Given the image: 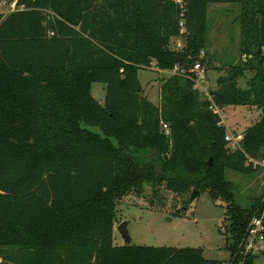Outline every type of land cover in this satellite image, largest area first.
Wrapping results in <instances>:
<instances>
[{
	"label": "trees",
	"instance_id": "1",
	"mask_svg": "<svg viewBox=\"0 0 264 264\" xmlns=\"http://www.w3.org/2000/svg\"><path fill=\"white\" fill-rule=\"evenodd\" d=\"M7 1L17 10L0 15V249L13 251L0 264H255L242 241L253 217L264 227V194L241 201L226 171L264 168V0H185L183 34L173 0ZM218 3L240 6L246 59L204 98L191 70L205 64L207 10ZM152 64L175 71L157 105L137 78ZM93 83L105 86L103 104ZM230 105L262 109L235 150L216 112ZM145 186L207 192L225 210L229 260L115 245L117 203Z\"/></svg>",
	"mask_w": 264,
	"mask_h": 264
},
{
	"label": "rangeland",
	"instance_id": "2",
	"mask_svg": "<svg viewBox=\"0 0 264 264\" xmlns=\"http://www.w3.org/2000/svg\"><path fill=\"white\" fill-rule=\"evenodd\" d=\"M11 2L0 0V15L5 18L17 10L11 8ZM240 6L238 4L218 3L208 6L206 15V45L204 69L208 75L196 83L204 98L209 91L217 89V78L225 74V69L245 61L240 55ZM185 46V37L173 38L170 48L179 50ZM264 52V48H263ZM170 74L160 73L154 64L148 69H140L138 81L143 93L153 104L159 103V86L163 78ZM253 72H246L238 82L246 88ZM91 94L100 104L104 103L105 86L101 83L91 85ZM221 124L229 137L242 136L243 132L257 122L262 115L258 107L225 106L217 109ZM254 166L257 161H253ZM249 174L226 171V178L238 188L240 200L258 197L264 194V168ZM190 193L177 195L163 188L154 193L145 186L141 194L130 193L116 205L113 242L123 245L124 240L116 227L127 223V231L132 245L173 248H201L203 257L209 260L225 261L230 258L227 239L222 230L227 224L225 210L214 203L207 192L200 193L190 201ZM13 250L0 249V261L6 262ZM255 264H264V255L258 256Z\"/></svg>",
	"mask_w": 264,
	"mask_h": 264
},
{
	"label": "built area",
	"instance_id": "3",
	"mask_svg": "<svg viewBox=\"0 0 264 264\" xmlns=\"http://www.w3.org/2000/svg\"><path fill=\"white\" fill-rule=\"evenodd\" d=\"M4 3H7L9 1L3 0ZM173 2L180 6L182 9V13H180L181 20L179 22L180 27V33H184V20H183V6L185 0H173ZM11 8L14 10L16 6V1H11ZM205 57V51L200 50L199 52V58L203 59ZM192 72H195L197 78L195 80V86L197 81L203 80L205 78V71H204V65L198 61L193 65ZM175 71H173V74ZM197 87V86H196ZM163 129L167 131V126L163 125ZM242 136H235V137H229L228 135L225 136V140L227 141V146L231 150H235L239 147V141L241 140ZM263 214H261L259 217L255 216L251 219L248 229L246 232V235L242 241V247L243 251L246 254H253V255H264V227H263Z\"/></svg>",
	"mask_w": 264,
	"mask_h": 264
},
{
	"label": "water",
	"instance_id": "4",
	"mask_svg": "<svg viewBox=\"0 0 264 264\" xmlns=\"http://www.w3.org/2000/svg\"><path fill=\"white\" fill-rule=\"evenodd\" d=\"M199 194H200V192L198 190L193 189L191 192V195H190V201H193ZM116 231L119 232V234L123 238L125 245H129L131 243V238H130L128 231H127V223L126 222L120 223L116 227Z\"/></svg>",
	"mask_w": 264,
	"mask_h": 264
},
{
	"label": "crops",
	"instance_id": "5",
	"mask_svg": "<svg viewBox=\"0 0 264 264\" xmlns=\"http://www.w3.org/2000/svg\"><path fill=\"white\" fill-rule=\"evenodd\" d=\"M159 72L160 73H165V74H170V75L173 74V71H161V70H159ZM206 75H208L207 72H206Z\"/></svg>",
	"mask_w": 264,
	"mask_h": 264
}]
</instances>
